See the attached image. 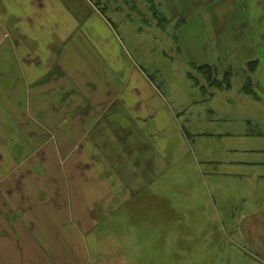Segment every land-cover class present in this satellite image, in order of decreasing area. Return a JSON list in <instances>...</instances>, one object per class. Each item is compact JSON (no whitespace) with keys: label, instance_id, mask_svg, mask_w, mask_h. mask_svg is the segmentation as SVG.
I'll use <instances>...</instances> for the list:
<instances>
[{"label":"rangeland","instance_id":"obj_1","mask_svg":"<svg viewBox=\"0 0 264 264\" xmlns=\"http://www.w3.org/2000/svg\"><path fill=\"white\" fill-rule=\"evenodd\" d=\"M65 1L80 25L92 22L95 46L108 40L119 72L103 85L129 86L128 108L111 104L90 136L91 175L72 171L86 156L64 150L61 164L53 126L34 140V125H4L0 191L30 171L25 199L14 189L10 217L0 208L12 248L22 236L45 248V264H264V166L229 162L264 160L261 0H110L105 13ZM205 64L219 80L230 73L229 88L210 87L196 68Z\"/></svg>","mask_w":264,"mask_h":264},{"label":"crops","instance_id":"obj_2","mask_svg":"<svg viewBox=\"0 0 264 264\" xmlns=\"http://www.w3.org/2000/svg\"><path fill=\"white\" fill-rule=\"evenodd\" d=\"M262 1L252 7L264 8ZM81 3L92 8L89 0H81ZM74 11L65 0H0V169L6 166L9 156L7 144L3 143L9 140L4 125L13 124L19 129L32 124L37 129L27 132V136L40 139L45 136L47 126H53L55 155L61 164H64V150L69 151L67 156L70 157L86 156L87 162H79L72 171L91 175L99 166L94 165L90 136L107 127L105 115L111 104L120 99L121 106L128 108L123 95L129 86L117 89L107 83L103 85L111 68L119 72V68L111 64L115 53L110 54L108 40H97L95 46L86 35V30L92 32V22L86 20L80 25ZM261 18L262 31L255 33L260 41L253 45L259 58L264 54V11ZM133 89L139 94L137 108L142 112L141 93L136 85ZM101 123L104 126L99 128ZM67 133L70 134L69 145L63 144ZM238 160L243 159L234 158L229 162L264 166L260 156L248 162ZM20 166L13 165L9 173ZM29 174L30 171H22L15 180L16 185L0 191V208L6 216L12 214L8 201L15 197L14 189L25 199L24 183ZM91 179L86 182V188L94 184L95 178L91 176ZM5 181L3 177L0 184ZM77 183L74 182V188ZM0 226L7 227L0 232V264H45V248H29L22 236L17 240L19 248H12V225L2 217Z\"/></svg>","mask_w":264,"mask_h":264},{"label":"trees","instance_id":"obj_3","mask_svg":"<svg viewBox=\"0 0 264 264\" xmlns=\"http://www.w3.org/2000/svg\"><path fill=\"white\" fill-rule=\"evenodd\" d=\"M90 3L97 8L98 10H101V12H104L108 9V3L110 0H89ZM253 64H255L256 62L253 61L251 62ZM197 70L199 71V73L202 75V77L205 78V80L207 81V84L215 89H226L229 88L230 86V81H229V77H230V73H226L225 77L223 80H219L216 77V69L208 64L205 65H201L196 67ZM191 75V74H190ZM193 78V76H191ZM195 84L197 86H199V81L196 79Z\"/></svg>","mask_w":264,"mask_h":264}]
</instances>
